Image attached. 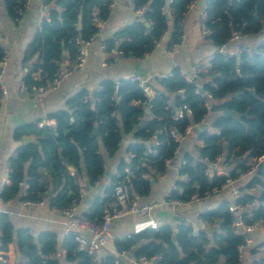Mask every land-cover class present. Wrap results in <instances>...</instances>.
Listing matches in <instances>:
<instances>
[{
  "label": "trees",
  "instance_id": "16d2710c",
  "mask_svg": "<svg viewBox=\"0 0 264 264\" xmlns=\"http://www.w3.org/2000/svg\"><path fill=\"white\" fill-rule=\"evenodd\" d=\"M192 2L132 0L134 10L142 13V19L105 40L102 43L105 50L109 53L116 51L126 59L142 58L168 30L169 22L164 13L167 4L173 17L169 47L177 45L182 36L184 15ZM3 3L8 18L16 23L21 18L17 9H22L27 2L3 0ZM111 3L112 0H44L48 20L36 30L23 57L24 64H29L23 82L28 91L32 86L51 84L63 57L68 62L74 59L75 39L87 41L97 32L92 25V10H96L99 21H105ZM205 12L211 31L207 39L216 48L230 43L234 33L249 39L264 30V0H205ZM145 23L150 25L148 30ZM241 46H247L249 51L230 57L215 53L212 69L203 71L190 83L185 81L180 70L173 69L170 76L159 81L160 91L149 90L151 94H157L153 100L138 82L122 80L118 82L117 101L113 108L114 84L105 81L91 97L86 91H80L70 98L67 102L70 113L51 115L49 118L57 125L55 130L47 127L18 129L14 135L16 139L31 132L38 137V145L29 144L16 150L9 161V172L0 198L4 202L11 200L20 193V185L25 184L28 188L21 196V202L38 203L47 192V184L42 181L39 171L48 168L56 192L51 206L62 211L73 199L79 200L80 195L75 178L68 176L64 163L74 167L76 173H80V165H83L89 183L94 185L104 172L100 150L103 149L108 157H114L122 151V141L126 138L128 143L123 153L131 154L133 158L126 162L120 157L117 173L122 174L124 168L132 169L134 172L126 183L131 197L147 198L152 189L151 175L154 174L155 178V175L165 174V161L177 159L174 152L181 144L171 138V126L174 125L177 135L182 136L187 129L192 130L205 121L210 113L216 116L210 130L197 134L196 142H201L195 146L197 156L187 153L178 159L179 162L183 160L184 165H177L178 178L168 190L169 199L188 203L192 195L205 198L213 190H221L228 182L236 181L241 172H247L255 161L264 157V40L257 44L240 43L238 48ZM3 55L0 44V60ZM38 68L42 70L39 81L35 78ZM179 90L184 91L183 96L178 95ZM203 93L212 96L209 108L205 106ZM183 106L186 110L182 119L173 124L172 109ZM224 111L236 113L238 117H225ZM71 117L73 122H70ZM144 118V126L135 131ZM94 128L97 135L93 134ZM146 142L149 144L145 145ZM156 142L159 145L153 148ZM58 148L61 149L59 154ZM25 163H29L26 174ZM216 165L223 167L222 173L213 168ZM115 182L114 177L112 184ZM256 185L259 189L245 193L234 205H251L241 214L243 222L246 225L259 222L264 228V170H257L244 189ZM112 200L113 185L105 190L104 198L94 199L82 217L99 222ZM229 206L223 202L199 215L206 230L216 228L211 233L202 230L193 236L191 227L164 225L157 230L146 229L117 240L114 249L117 254L131 253L134 259L156 257L158 260L154 264H239L236 248L244 243L245 237L233 234L235 216L229 212ZM10 244L14 246L17 264H60L54 256L55 235L46 233L34 239L27 230H15L8 216L0 213V252L4 259ZM62 249L66 264H90L84 253H75L72 236L65 237ZM98 264L116 263L112 256H107L98 260ZM251 264H264V257Z\"/></svg>",
  "mask_w": 264,
  "mask_h": 264
},
{
  "label": "crops",
  "instance_id": "0c3cea01",
  "mask_svg": "<svg viewBox=\"0 0 264 264\" xmlns=\"http://www.w3.org/2000/svg\"><path fill=\"white\" fill-rule=\"evenodd\" d=\"M26 2L27 7L21 14V18L13 23L7 16L3 0H0V44L7 52L4 72L0 75V86L5 92L0 98V186L4 185L7 180V164L14 157L16 150L29 144L38 145V137L31 132L25 133L21 138L16 139L14 135L18 129L47 127L55 130L57 125L54 120L49 118L51 115L60 112L70 113L67 106L70 98L80 91H86L88 97H91L93 93L100 90L101 84L105 81H111L115 84L122 80L138 77L143 81L140 85L144 86L149 94V90L160 91L159 76H168L173 69L188 73L195 64L204 62L207 57L213 55L216 51V47L213 46L211 41L200 33L199 14L205 6V0H193L184 15L181 24L182 36L177 45L169 47L173 17L170 13L169 4H167L164 13L169 22L168 30L160 41L142 58L126 59L116 51L109 53L105 48H102V43L113 38L116 32L126 26L142 19V13L134 10L132 0H112L106 20L100 21L101 26L98 36L88 46V56L84 68L73 70L58 88L48 91L39 100L35 94L28 93L23 89L24 78L29 70V64H24L23 57L27 46L38 29L39 22L42 20L45 5L44 0H26ZM263 40L264 30L249 39L243 38L241 41H231L226 45L225 51L230 56L236 55L240 43L245 45L249 43L257 44ZM215 116L212 113L202 122L203 131L210 130ZM73 121L74 119L71 117L70 122ZM203 131L198 130L197 126L190 130L178 149L177 159L167 166L163 181L159 179L160 175H155L154 178V174H152L149 178L153 181L149 196L137 199V201L140 205L154 204L155 206L150 212L143 217L127 216L111 223L107 245L100 252L98 260L112 256L117 263L119 262L118 264H133L132 257H122L116 253L114 249L115 241L123 240L129 235L153 227L158 229L161 226L169 225L175 228L173 214L165 205V194L173 187V182L178 178V159H181L182 155L187 153L197 156L195 146L201 144V142H196V138L197 134ZM24 137H30L31 141L24 144L22 142ZM126 143H128L127 138L122 141V151L120 150L114 157H108L103 149L100 150L104 172L94 185L89 183L83 165H80V173H76L74 167L66 162L64 163L68 176L75 178V184L81 195L76 207V215L82 217L88 212L95 198L105 197V190L112 185V180L117 173L120 157L125 161L123 150ZM57 150L59 154L61 149L58 148ZM40 154L43 153L40 152ZM28 166L29 163H25L24 174H26ZM221 167V165L213 166L218 172H220ZM222 170H224L223 167ZM39 173L42 181L47 184V192L38 204L22 205L20 198L25 184H21L20 193L11 200L4 202L0 198V213L8 216L15 230H27L34 239L46 233L55 235L57 246L54 256L60 264H66L64 262L65 252L62 249V242L66 237V219L62 211L51 206V200L56 195L53 190L51 172L48 168H42ZM25 180H27L26 177ZM248 180L236 181L226 185L200 203L195 202L178 207L176 214L183 221L196 224L197 216L200 213L214 209L223 202L232 205L233 191L243 189ZM87 200L88 203H86ZM249 208L245 206L242 211L237 210L234 212L235 219ZM243 236L248 245L244 249L243 258L239 264H251L253 261L263 258L264 252L260 250V247L264 244V228L246 232ZM4 256L6 259H4L3 264H17L18 258L12 244L8 246V251L4 253Z\"/></svg>",
  "mask_w": 264,
  "mask_h": 264
},
{
  "label": "built area",
  "instance_id": "2783aa9c",
  "mask_svg": "<svg viewBox=\"0 0 264 264\" xmlns=\"http://www.w3.org/2000/svg\"><path fill=\"white\" fill-rule=\"evenodd\" d=\"M26 5L23 6V8H19L17 9V12L19 14H22L25 9H26ZM139 12V11H137ZM91 17H92V25L97 29V32L95 34H93L87 41L82 40V39H75V48H76V52H75V56L74 59L70 62L65 61L62 63V65L60 66L57 74L55 75L53 81L51 82V84L47 87H43V86H32L30 91H28V89L24 86L23 89L28 92V93H33L37 96V98L40 100L42 98V96H44L48 91L50 90H55L56 88H58L60 86V84L62 83V81L75 69H82L84 68L85 64H86V60H87V56H88V46L91 44V42L98 36L99 34V29L101 26L100 21L98 20L97 16H96V10L93 9L91 12ZM44 20H48V10L47 7L45 6V11H44V15L42 17V20L39 22L38 25V29L41 25V23ZM207 15L205 12V6L204 8L201 10L200 14H199V26H200V33L202 36H204L205 38H208V36L211 34V31L208 29L207 26ZM243 36L241 34L238 33H234L232 35V38L230 40L231 41H237L242 39ZM0 42H1V30H0ZM2 50L4 52V55L2 57V59L0 60V75L3 74L4 72V68L7 62V52L6 49L1 45ZM225 47L226 45H222L219 48H216L215 53H218L222 56L225 57H230L229 54L226 53L225 51ZM102 48H105L104 45H102ZM249 48L247 46H241L238 48V53L240 52H248ZM214 53V54H215ZM214 54L207 57L205 59L204 62L202 63H197L195 64L190 72L188 73H181L182 77L185 79L186 82L190 83L192 80L199 78L200 74L203 71H209L212 69V61H213V57ZM67 62V64H65ZM42 70L41 69H37V73H36V79L39 81L42 79ZM170 76V75H168ZM168 76H159L158 77V81H161L165 78H167ZM130 81L132 82H138L139 84L142 83L143 81L138 78V77H132L130 78ZM117 91H118V83L114 84V95L111 98V101L113 102L112 106L113 108H115L116 106V101H117ZM184 91L183 90H179L178 91V95L183 96ZM2 94L4 95L5 92L3 91V89H1V96ZM146 94L148 96L151 97V99L153 100L157 94H149L148 92H146ZM203 96L205 97V106L206 108H209V101L212 99L211 94L209 93H203ZM183 98V97H182ZM86 100V98H85ZM185 106H183L182 108L179 109H172V115H171V120L173 122V124H177L180 122V120L183 117V112L185 111ZM204 122V121H203ZM202 123H200L198 126H201ZM197 126V127H198ZM190 133V129H187L184 133V135L180 136L177 135L176 130H175V126L172 125L169 131V134L171 136V138L177 142V143H182V141L184 140V138ZM159 145L158 142L154 143L152 145L153 148L157 147ZM178 151L174 152V156H177ZM15 156V154H14ZM124 158L126 162H129L133 156L131 154H124ZM170 163H172V161H165V166L167 167L168 165H170ZM180 165H184L183 160H180ZM8 165V172H9V163ZM257 170H264V157L259 159L258 161L254 162V165L251 167L250 170H248L247 172H241L238 175V178L236 181H244L246 179H249L250 177H252L255 172ZM133 170L130 168H124L123 173H116L115 175V179L116 182L113 185V200L107 205V207L105 208V210L103 211V214L101 216V219L99 222H91L86 220L83 217H80L78 215H76V207L77 204L79 202V200L81 199V195H79V200L78 199H73L70 204L64 209L62 210V213L65 216V234L66 236L70 235L73 237V241L76 244V250L75 253H84L89 259H90V264H98V256L100 254V252L103 250V248L106 247L107 245V239L109 236V230H110V225L112 222L122 219L124 217L127 216H139V217H143L145 215H147L150 210L155 206L153 205H140L137 201V199L132 198L129 190H128V186L126 185L128 178L133 174ZM218 173H222V172H218ZM185 179V177H183ZM159 179L161 181L164 180V174H161L159 176ZM236 181H230L228 182L227 185L232 184L233 182ZM3 185L0 186V193L2 191ZM27 185H23V189H22V195L26 194V190H27ZM256 189H259L258 185L252 187L251 189L247 190V189H235L232 193V199H233V204L230 205L228 207L229 212H236L237 210L242 211L243 207L240 205H234L236 203V201L240 198H242L244 196L245 193H249V192H254ZM218 190H213L210 194H206L205 198H198L196 195H192L190 197V201L188 203H183L177 200H171L169 199L170 194L167 192L165 194V205L167 206V208L172 212L173 217H174V221L175 224H183L185 227H191L192 228V235L193 236H197L200 231L205 230L206 225L204 223H202L199 219V215H201L202 213H200L197 216L196 219V224H191L188 222L183 221L180 217H178V215L176 214V209L178 207L181 206H185L187 204L190 203H200L202 201H204L206 198L210 197L211 195L217 193ZM22 205L24 206H30V205H36L38 203H32L29 201H24L21 202ZM251 205H247V207H250ZM153 230H157V227H153ZM257 229H262V226L259 222H255L252 225H246L242 218L241 215L237 217V219L234 220L233 222V234L236 236H243L244 233L246 232H250V231H254ZM248 245V242L245 240L243 244L239 245L236 248L237 254H238V260L239 262L242 260L243 258V252L244 249L246 248V246ZM260 250H262L264 252V244L260 247ZM122 257H132L131 253H125L122 252L119 254ZM157 258L154 257L150 260L141 257L138 259H134L132 257L131 261L133 264H154L157 262ZM5 260L3 258V254L0 252V263H4ZM116 264H118L115 261Z\"/></svg>",
  "mask_w": 264,
  "mask_h": 264
},
{
  "label": "water",
  "instance_id": "95a60500",
  "mask_svg": "<svg viewBox=\"0 0 264 264\" xmlns=\"http://www.w3.org/2000/svg\"><path fill=\"white\" fill-rule=\"evenodd\" d=\"M168 1H170V0H168ZM145 28L146 29H149V25L146 24L145 25ZM78 30H80V23L79 22H78ZM65 61H66V57L64 56L63 57V62H65ZM145 112L148 113V109H146ZM223 115L225 117H231V118H237L238 117L236 113H233V112H230V111H224L223 112ZM145 122H146V119L141 120L140 123L135 127V131L140 130L144 126ZM197 129L200 130V131H203V127L202 126L197 127ZM93 134L94 135H97V132H96V129L95 128L93 129ZM30 141H31V138L30 137H24V138H22V142L24 144L29 143ZM148 144H149V142H146L145 143V145H148ZM237 163H238V160H237ZM209 167H212V166L209 165ZM86 203H88V200L86 201ZM206 231L208 233H211L212 231H216V228H213V229L208 228Z\"/></svg>",
  "mask_w": 264,
  "mask_h": 264
},
{
  "label": "rangeland",
  "instance_id": "374dc122",
  "mask_svg": "<svg viewBox=\"0 0 264 264\" xmlns=\"http://www.w3.org/2000/svg\"><path fill=\"white\" fill-rule=\"evenodd\" d=\"M211 114H212V113H210L208 116H210ZM221 170H222V167H221V169H220V172H223V170H222V171H221Z\"/></svg>",
  "mask_w": 264,
  "mask_h": 264
}]
</instances>
